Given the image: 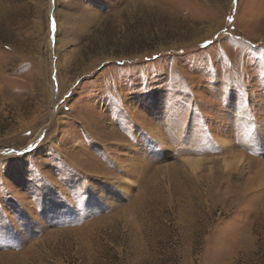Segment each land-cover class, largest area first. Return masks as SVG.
I'll list each match as a JSON object with an SVG mask.
<instances>
[{
    "label": "rangeland",
    "instance_id": "rangeland-1",
    "mask_svg": "<svg viewBox=\"0 0 264 264\" xmlns=\"http://www.w3.org/2000/svg\"><path fill=\"white\" fill-rule=\"evenodd\" d=\"M0 264H264V0H0Z\"/></svg>",
    "mask_w": 264,
    "mask_h": 264
}]
</instances>
